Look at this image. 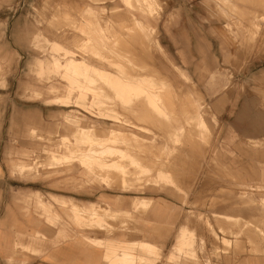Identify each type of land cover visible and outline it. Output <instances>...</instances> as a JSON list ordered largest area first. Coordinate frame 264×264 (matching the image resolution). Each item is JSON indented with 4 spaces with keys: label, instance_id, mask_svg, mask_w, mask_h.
I'll list each match as a JSON object with an SVG mask.
<instances>
[{
    "label": "rangeland",
    "instance_id": "rangeland-1",
    "mask_svg": "<svg viewBox=\"0 0 264 264\" xmlns=\"http://www.w3.org/2000/svg\"><path fill=\"white\" fill-rule=\"evenodd\" d=\"M88 1V4L77 5L73 9L62 0H16L0 7V42L7 40L8 22L5 18L21 15L22 19L25 14L32 19L31 32H23L21 21V33L16 37V47L25 48L22 54L25 57L17 55L16 60H12L7 47H0V78L4 80L9 76L11 67L16 66L21 72L15 90L21 92L25 99L46 97L45 102L49 104L64 105L61 106L62 115L58 121L53 119L49 131L33 125L28 132H17L13 140L16 149L12 162L31 164L37 159L44 163L43 167L27 178L15 172V163L10 172L19 179L27 180L39 177L41 172L50 175L76 171L81 184H96L122 192L124 189L119 179L117 184L111 182L112 185H107L85 165L82 166L77 157L79 152L93 147L91 142H83V129L90 137L97 139L95 131L101 138L115 136L116 141L107 142L117 150L130 149L134 158L141 162L134 168L127 163V157L104 156L108 163L116 161L136 172L135 177L130 176L131 179L125 183L127 193L172 188L183 199L185 206L182 215L185 217L182 223L192 231L189 236L193 238V244L188 248L193 251L188 252L187 249L183 259L167 260L165 253L169 245H166L157 261L180 264L189 258L195 264H220L222 257L233 253L234 247L238 246V249L254 250L257 257H263L260 263L264 264V205L258 201V196H264V181L237 179L236 175L227 173L221 167L230 170L216 158L215 132L220 122L217 121L213 105L215 99L222 96L226 111L233 113L248 91V78L254 72L255 65L264 64V0H204V8H192L191 21L202 25L209 51L200 56L191 53L189 60L181 52L175 53V66L186 73L187 83L176 77L171 61L167 60V53L154 44L158 39L155 28L134 30L133 26L128 25L130 23L128 27L124 25L126 20L132 21L130 16L136 12L159 16L167 5L163 0H122V7L116 3L110 6L103 4L109 0ZM218 17L220 21L223 20L227 34L217 38L215 26ZM233 31H236L235 36ZM68 32L77 37L72 46L62 43L67 42L65 34ZM68 57L84 60L89 68L88 75L65 74L64 65ZM163 62L170 64V71H160L164 76L172 74L176 77L175 81L172 80L175 89L168 88L164 76H159L155 70L158 68L156 64L162 65ZM128 81H139L151 94H158L157 101L161 100L165 115L154 111L144 96L137 97L134 90L125 92L133 100L128 103L124 100L120 104L115 98L116 88L125 87ZM186 85L188 88H198L200 95L187 93L189 98L183 99L180 88ZM84 88L88 94L82 92ZM64 91L65 98L48 102L49 98L62 95ZM94 97H99L101 103L95 105ZM31 115L33 117L27 118L28 123L34 120L33 113ZM144 115L148 116L146 120L141 119ZM197 117L202 118L208 128L204 130L209 134L207 143L198 135ZM78 127L83 129L79 131ZM184 130L188 132L187 139L181 138ZM130 132L142 138L137 143L126 139L125 135H130ZM84 136H87L86 133ZM182 146L187 149L188 156L183 154ZM53 153L59 158L66 153L72 157H64L51 166L48 164L52 161ZM175 168L178 171L176 175ZM162 171L167 173L168 179ZM169 178L182 180L180 188L172 184ZM46 198L53 202L52 211L40 208L47 215L48 223L56 224L60 218L55 205L68 208L69 204L66 203V207L62 204L66 200L50 196ZM116 203L118 201L114 200L113 204ZM105 204H98L102 206V222L88 228L80 226L70 214L69 224L79 228L83 232L82 237L84 231L93 230L107 236L120 230L128 232L135 229L134 212L148 207L141 205L135 211L123 212L111 208L105 210ZM201 241L203 248H200ZM91 242L103 246L105 251L109 247L116 255H123L118 247L123 241H110L111 245L106 242V247L105 240ZM127 252L132 253L131 250ZM136 255L140 256V264H148V255L138 251Z\"/></svg>",
    "mask_w": 264,
    "mask_h": 264
},
{
    "label": "crops",
    "instance_id": "crops-1",
    "mask_svg": "<svg viewBox=\"0 0 264 264\" xmlns=\"http://www.w3.org/2000/svg\"><path fill=\"white\" fill-rule=\"evenodd\" d=\"M15 1L0 0V7ZM62 1L72 9L77 5L89 3L88 0ZM162 2L167 5L159 16L143 12H136L134 15L146 25L147 29L151 30L152 27L157 30L158 39L154 44L156 47L158 44L160 48H157L167 53V60L171 61L176 77H180V74L175 69L187 77L184 71L175 66V53L181 52L188 60L191 53L198 56L208 53L206 32L203 31L201 24L193 23L190 18L193 7L204 8L202 6L204 0H163ZM113 3L122 7L123 2L122 0L103 2L109 6ZM219 19L220 17L217 21ZM5 20L8 22L7 40L0 42V47H7V53L12 60H16L17 55L20 58L25 57L22 55L25 53V48L22 50L16 47V37L21 33V21H23V32L25 34L31 32V16L23 14L22 19L19 15ZM224 26L223 20L216 23L217 38L227 34ZM42 28L45 29L44 26ZM235 32L233 31V35ZM65 35L67 42L62 43L72 46L77 37L70 32ZM156 66L163 71H170V64L163 62L162 65L157 63ZM255 66L254 72L248 78V91L233 113L226 111L222 96H218L213 103L217 121L220 122L215 132L216 158L230 169V174L244 181L252 179L264 181V64ZM20 72L21 70L14 66L11 67L9 76L4 77V80L0 78V84H3L0 85V264H107L104 258L105 248L86 241L81 235L83 232L69 224L68 208L55 205L54 209L60 220H57L56 224L48 223L47 215L43 214L42 209L34 201L33 195L36 192L42 193L45 197L75 202L84 208L106 203L111 209L123 212L133 211L129 202L131 197L142 196L150 203L145 210L134 212V230L128 232L120 230L109 236L98 230L84 231V233L100 241H149L160 246L161 253L162 249L169 245L166 255L174 244L185 217L182 215L185 206L183 199L176 195L174 189L152 188L137 193H127L129 191L118 192L96 184H81L76 171L50 173V175L41 172L38 174L39 177L27 180L19 179L10 172L13 164L16 163L11 159L15 157L16 146L13 140L17 132L21 134L24 131L28 132L33 125L49 131L53 119L58 121L62 115L61 106H64L49 104L45 102L46 97L25 99L21 92L15 90ZM171 76L176 78L172 74ZM36 93L40 94V92ZM64 94L65 91L62 95L49 98L48 102L65 98ZM29 112L33 113L34 120L28 123L27 118L33 117ZM16 172L24 178L25 173L22 170L17 169ZM118 196L123 198L120 207L113 204ZM64 223L69 225L65 226ZM244 252L247 253L241 255ZM260 259L263 257L257 258L254 250L238 249V246H235L233 253L224 255L219 263L261 264ZM155 264L167 263L157 261ZM180 264H195V262L188 258Z\"/></svg>",
    "mask_w": 264,
    "mask_h": 264
},
{
    "label": "bare ground",
    "instance_id": "bare-ground-1",
    "mask_svg": "<svg viewBox=\"0 0 264 264\" xmlns=\"http://www.w3.org/2000/svg\"><path fill=\"white\" fill-rule=\"evenodd\" d=\"M130 6L133 7L132 4H130ZM129 16H126V17L128 18ZM125 18H124V20H125ZM130 18L132 19V21L128 22L129 20H126L127 23L124 22L125 23L124 25H127L128 23H130L131 25L130 24H128V25L133 26L134 30H136V28H137V30L138 29L148 30L146 25L139 18H137L134 14H132L130 16ZM117 22H119V21H117ZM128 25H127V27H128ZM157 47L160 48V46L158 44H157ZM88 70H89L88 65L85 63L84 60L73 58V57H68L65 61L64 73L67 75H73V76L83 75V74L88 75ZM155 70L157 71L159 76H164L161 73L159 68H156ZM175 70H177V72L180 74V79L182 78V80H184V82L187 83L188 78L185 77L184 74L181 73V71H179L178 69H175ZM154 73H155V71H154ZM89 79H91V78L89 77ZM163 80L166 82V85H168V88H170V87H171V89L176 88V86L174 84H172L173 83L172 80L175 81V79L172 78V76H168L166 74L163 77ZM127 83L128 84L125 87L118 86L116 88V97L115 98H116V100H118V102L120 104H122L124 100L127 103L129 101L133 100V97H131L130 95L129 96L126 95L125 92L128 93L129 91L134 90L136 96L137 95H143L144 96V98L146 99V101L148 103V106H150L152 109H154V111H157V112L165 115V112L162 109L161 104H160L161 100L159 102L157 101V99L159 98L158 94L157 95L151 94L144 86H142L139 83V81L138 82L136 81L135 83L128 81ZM82 92L88 94L86 88L82 89ZM180 92H181L182 97L184 99V98L188 97L189 94H192V93H194L196 95L199 94V89L196 88L195 86L188 88L186 85L185 88H180ZM187 93H189V94H187ZM137 97H139V96H137ZM95 99H96V101H94L95 105H97L98 102L101 103V100L99 99V97H94V100ZM147 118H148V116L144 115L141 119L146 120ZM196 120H197L196 121L197 126L199 128L198 135L201 138V140H203L204 142L207 143L209 141V134L206 133L204 130H208V128L204 124L202 118L197 117ZM140 126L141 125H139L138 127H140ZM82 129H83V127L82 128L78 127L79 131H81ZM82 131H84L83 136H81L84 139L83 142L87 140V141L91 142L90 145H91V147L92 146L93 147L88 149V150H85V151L78 153L77 157H79L78 159H79L81 165L82 166L85 165V167L88 170H90L91 173H94L96 176H98L100 178V180L102 182H105L107 185H112V184H110L111 182L113 184H117V180L119 179L120 180V186L124 189V191H128L127 187L125 186V183L127 182V180L131 179L130 176L134 175V177H135L136 172L134 170H128L127 168L118 164L116 161L111 160V162L108 163V161L104 159V156L105 155H120L123 157H127V163L134 166V168L141 165V162H139L137 160V158H134V155L129 151L130 149L129 150L128 149L117 150L116 148H114L113 144L108 143V142L116 141L117 137H115V136L113 137L112 135H110V136H105L104 138H101L97 134V131H95L94 135L98 136V139H97V138L90 137V135L88 134V132H86L85 129H83ZM89 131H92V130H89ZM79 133H81V132H79ZM85 133L87 136H84ZM187 134H188V132H186V130L182 131L181 138H183V139L186 138ZM125 138L131 139L137 143L142 137L137 133L130 132V135H128V136L125 135ZM186 139H185V141H186ZM79 141H82V140H79ZM68 145H69V143H68ZM183 148H181V150ZM186 151H187V149L184 148L183 154L188 156V151L187 152ZM200 152H201V150H200ZM181 155H182V153L180 154V156ZM64 157H66V158L72 157V155L66 153L65 156H63L62 158H64ZM62 158L61 157L59 158L56 153H53V154H51L52 161L48 165L53 166L55 164H58ZM43 165H44V163L42 161L37 160V159L34 162H32L31 164H25L23 162H17L14 165V170H15V172L17 169L22 170L25 173L24 178H27L30 176L31 173H36L38 168L43 167ZM142 166L145 167L146 165L142 164ZM221 167L224 168L225 171L230 174V170H228L227 168H225L223 166H221ZM180 171H182V170H180ZM174 172H175L174 173L175 175L178 173L177 168H175ZM161 173L164 174V176L168 179L166 172L162 171ZM169 181L172 184H174L175 186L180 188V183L182 180H180L179 178L178 179L177 178H175V179L171 178ZM258 198H257L258 201H260L261 204L264 205V196H258ZM34 199H35V203L39 207H42L44 210H47V211L51 210V207L53 206V202L50 199H47L42 193L36 192L34 194ZM116 200L118 201V203H116L117 207H120V205L123 202V198L121 196L120 197L118 196V198ZM63 202L64 203H62V204L64 206H66V203L69 204L68 209H69V212L71 214V218L74 221L78 222L80 224V226L85 225V226H88V228L89 227L91 228V226H94L95 224L100 223V221L102 222V219H104L100 213V211H101L100 208H102V206H94L92 208H84L83 206H80L75 202H68V201H63ZM129 202H130V206L132 207L133 211H135V209H137L141 205L146 206L150 203L149 200H147L146 198H144L142 196H137V195H134L133 197H131ZM103 209L110 210V207L105 204ZM107 225H111V224L108 223ZM186 227L187 226L185 225V223H182V225L179 229V233L175 238L174 244L170 248L169 252L165 255V258L167 260H174L175 261L176 259H183L184 258L183 254L186 252L187 249H189L188 246H191L193 244V238L189 236V234H191L192 231H189ZM83 237L88 242L98 241V240H95L94 238H91L90 236H88L86 234H83ZM106 242H107V245H111L110 240H105V247H106ZM186 246H187V248H186ZM118 247L123 252V255H121V256L116 255L111 250V248H109V247L106 248V253H105L104 258L107 261V264H140L141 259L138 258L140 256L136 255L137 251L142 252L145 255H148V264H155L157 259L161 255V247L154 244V243H151L149 241H143V240H137V241H133V242L126 241V242H123L122 244L121 243L118 244ZM203 247L204 246L202 245V241H201L200 248H203ZM130 250L132 251V253L127 252ZM191 251H193V249H191V250L189 249L188 252H191ZM189 257H191V256H189ZM143 259H144V257H143Z\"/></svg>",
    "mask_w": 264,
    "mask_h": 264
}]
</instances>
